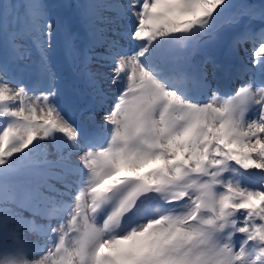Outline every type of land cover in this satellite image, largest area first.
<instances>
[{
    "label": "snow or ice",
    "instance_id": "1",
    "mask_svg": "<svg viewBox=\"0 0 264 264\" xmlns=\"http://www.w3.org/2000/svg\"><path fill=\"white\" fill-rule=\"evenodd\" d=\"M21 7L11 31L0 13V264H264V0ZM50 7L78 10L89 35L82 52ZM117 24L120 31L109 27ZM62 28L90 89L87 104L50 59ZM26 38L39 53L30 83L16 64ZM247 43L250 66L218 56ZM181 44L193 52L211 45V73L180 55ZM193 77L210 93L206 102L188 86ZM232 79L242 83L224 91ZM54 132L66 136L62 145L50 140L55 159L32 158L29 146ZM17 153L24 156L11 160ZM77 172L84 186L67 222L53 226L69 211L58 197ZM25 232L48 243L30 244Z\"/></svg>",
    "mask_w": 264,
    "mask_h": 264
},
{
    "label": "bare ground",
    "instance_id": "2",
    "mask_svg": "<svg viewBox=\"0 0 264 264\" xmlns=\"http://www.w3.org/2000/svg\"><path fill=\"white\" fill-rule=\"evenodd\" d=\"M59 36L58 33L54 35L53 38ZM208 37H202L201 40H207ZM203 48H207V50H211L213 51V47L211 45H206V46H202ZM253 49V45L250 44V43H247V44H244L242 46H240L238 48V55H232V56H229L227 55L226 53L224 52H220L218 53V56L219 58L222 60V61H225V59H227L228 57L231 58V61L232 62H236L233 67H236V66H239L241 64H249L250 66V60H251V57H250V53ZM193 51V49L191 47H185L184 45H178V52L180 55H184V56H187L189 57L188 54H191ZM207 54V53H206ZM190 58V61H191V65L194 67L197 63H200L202 64L205 69L211 73L212 71V66L211 64H205L204 63V59L205 57L203 55H201V50H197L194 52V55L193 57H189ZM93 68L96 67L95 63L92 65ZM247 79V77H246ZM231 81V80H230ZM234 84H235V87H237V81H234ZM67 85V83H66ZM240 86V84L238 85V87ZM106 88V86H105ZM224 91H229L227 88H223ZM207 91V90H206ZM208 93V92H207ZM210 95V93H208V96ZM114 98V97H113ZM91 97L89 96V101H90ZM110 103V102H109ZM102 113H99L97 115V119H99V116L101 115ZM88 115V113H85V117ZM1 127V126H0ZM56 133V132H54ZM53 133V134H54ZM52 134V135H53ZM63 133H58L55 135V136H62ZM51 140V137L50 138H46V139H43L40 141V144L38 146L39 149L43 150L44 154L48 155L50 158H52V155H55V150L53 148V145L52 143L50 142ZM37 145V142L34 141L33 142V145H30L29 148H32L33 146ZM29 150L28 149H25V153H27ZM19 155H23V153H17ZM34 158V157H33ZM3 167H6V166H0V168H3ZM17 176H19L20 174H16ZM80 190L76 189V190H73V191H70L68 192V194L66 195L65 199L63 200L64 202L66 201H69L70 203L72 202L73 203V207L69 205V203H65L66 206L68 207L69 211L66 212L62 218H58L57 220H54L52 221V225L55 226L56 225V222H59V223H66L67 220L69 219L70 215H71V209L74 208V203H75V196H77L79 194ZM59 198V197H58ZM21 211V214H25V218L29 219V218H32V219H36L38 221V223H45V221L43 219H41L40 217H33L32 214L27 211V210H20ZM58 223V224H59ZM24 238L25 240L30 243V244H33V245H42L41 247H43L46 243H48L47 239L45 236L41 235V234H37L35 233L34 236H32L31 234L29 236L27 235H24ZM37 254H33L34 257H36Z\"/></svg>",
    "mask_w": 264,
    "mask_h": 264
},
{
    "label": "clouds",
    "instance_id": "3",
    "mask_svg": "<svg viewBox=\"0 0 264 264\" xmlns=\"http://www.w3.org/2000/svg\"><path fill=\"white\" fill-rule=\"evenodd\" d=\"M13 264H31L30 261H26L24 259H18L15 262H13Z\"/></svg>",
    "mask_w": 264,
    "mask_h": 264
},
{
    "label": "rangeland",
    "instance_id": "4",
    "mask_svg": "<svg viewBox=\"0 0 264 264\" xmlns=\"http://www.w3.org/2000/svg\"><path fill=\"white\" fill-rule=\"evenodd\" d=\"M234 2H239V0H234ZM76 52H80V49H77ZM106 86L108 87V85H106Z\"/></svg>",
    "mask_w": 264,
    "mask_h": 264
}]
</instances>
